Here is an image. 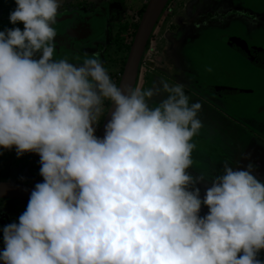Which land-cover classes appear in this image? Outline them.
Listing matches in <instances>:
<instances>
[{"label": "clouds", "instance_id": "1", "mask_svg": "<svg viewBox=\"0 0 264 264\" xmlns=\"http://www.w3.org/2000/svg\"><path fill=\"white\" fill-rule=\"evenodd\" d=\"M14 4L8 22L23 29L0 31V148L38 154L42 182L3 227L0 261L264 264V183L251 163H222L203 201L188 190L206 179L186 171L200 103L164 81L122 90L94 55L53 59L59 0ZM105 99L113 107L98 138Z\"/></svg>", "mask_w": 264, "mask_h": 264}, {"label": "flooded vegetation", "instance_id": "2", "mask_svg": "<svg viewBox=\"0 0 264 264\" xmlns=\"http://www.w3.org/2000/svg\"><path fill=\"white\" fill-rule=\"evenodd\" d=\"M148 2L149 0H135L134 3L131 0H59L60 10L57 13L60 15L57 16L59 18L75 16L88 21L84 23L86 33L75 38L73 43H80L81 46L89 45L86 49L90 48L88 50L91 52L90 56H98L110 80L117 85L122 71L121 68H118L116 73L112 71L118 59L111 60L110 55L113 51L119 54L125 50V59L127 58L137 25ZM257 4L259 5L252 7L255 10L246 12L241 9L244 2L240 0H168L147 41L139 63L135 87L141 86L140 75L143 67L149 72L147 77L152 79L147 84L149 89L154 87L153 84L155 88L159 87L161 81L167 82L169 86L182 85L189 103H200L199 114L211 118L214 114L216 118L223 117L226 122L235 125L234 130L238 131L237 135L245 138L243 154L236 160L243 161L245 166L251 163L254 168L251 174L264 183V0H260ZM124 22L127 27L125 32H123ZM73 26L77 28L75 24ZM102 26H104L103 31H101ZM208 36H213L221 43L231 59L239 61L252 72L254 81L250 85L252 86L250 90L225 88L238 91L230 95L219 93L216 88L206 84L204 88L203 84H200L193 63L197 53H200L202 42H205ZM190 48H193L192 56L189 55ZM202 53L206 52L202 51ZM200 56L205 58L204 55ZM208 56L211 57L210 54ZM82 57L84 58L85 55ZM156 59L157 63H155ZM254 73L257 75L256 78ZM206 78V81L214 79L209 78L208 75ZM259 81L263 85H258ZM144 86L145 83L142 89ZM199 88L202 89V93L197 92ZM244 94H251L248 95L251 98L250 106L240 105L241 100L236 99L235 105L234 102L227 100ZM151 100L158 102L152 97L149 100L150 107L153 105ZM233 107L238 108L239 113H245L244 109L249 108L248 118L240 119L241 114L239 120L233 115L229 116L227 110ZM253 115L255 118H251ZM103 117L104 115L98 117L97 127L100 126ZM1 151L2 148L0 153ZM12 156H15V160H11L12 163L0 166V182L32 186L42 182V177L38 174L40 167L38 161L27 152L22 153L18 158L15 152ZM186 171L194 176V169L188 168ZM17 203L21 206L27 205L26 201L0 200V218L2 216L6 218L3 224L0 223L1 235L3 227L17 223L18 216L25 210L13 208ZM3 248L2 240L0 251ZM0 264L3 262L0 261Z\"/></svg>", "mask_w": 264, "mask_h": 264}, {"label": "rangeland", "instance_id": "3", "mask_svg": "<svg viewBox=\"0 0 264 264\" xmlns=\"http://www.w3.org/2000/svg\"><path fill=\"white\" fill-rule=\"evenodd\" d=\"M131 1L133 3L135 2V0L134 1L131 0ZM241 1L244 2V5H241L242 6L241 9L247 12V11L255 10L252 7L258 6L259 4L257 3L260 0H240V2ZM14 7H15L14 0H0V31H3L5 28L11 29L12 27H16L21 30L23 29V25L20 22H17L15 25L9 24L8 22V14ZM58 10H60V7H58L57 11ZM57 15H60V13H57ZM57 15L55 17V23L51 25L56 31V36L54 38L55 47L53 52V59L58 60L64 58L67 59L69 62L75 63L78 62L76 58L83 59L82 55L89 54L90 56L91 52H88L90 48L86 49L87 47H89V45L84 44L81 46L80 43L74 44L70 42L71 40L66 33H69L71 35V38L75 39L76 37L70 32V30H74L73 28L74 26L72 25L71 27H67L65 25V20L63 21V19H60ZM127 26L129 27L130 25ZM80 28L83 30L82 34L86 33L85 29L82 26H80ZM125 31L126 30L124 29L123 32ZM206 38H207L206 41L202 42L203 44L199 48L200 53L196 52L197 56L195 57L197 58L194 59V63H193L195 75L198 78V81L200 79V84H203L204 88L206 87V85H208L209 87L216 88L219 91H221L223 88H238L243 90H247L251 88L252 86L250 85L254 80L252 79L253 74L248 69V67L243 66V64L240 63L239 61H234L233 59H231V57H229V53H226L222 44L219 43L213 36H208ZM191 49L193 48H190V53H189L190 56H192ZM98 50L100 51V46H98ZM202 51H205L206 53L203 54ZM125 54H126L125 50L119 54H116L113 51L112 55H110L112 59L109 56L111 60L118 59L119 62V63L115 62L113 66L114 69L112 70L113 72L115 71L116 73V70H119L118 68H121L122 61L125 59ZM208 54H210L211 57H209ZM200 55H204L205 58H202ZM96 58L98 59V56ZM153 60L154 57L152 58V61ZM157 62L158 61L156 59L155 63ZM148 74L149 72H147L146 68L143 67L141 70L140 82L142 88H143V83H145L144 89H149L147 87V84L150 82V80H152L147 77ZM207 75L209 78H214V79L206 81ZM256 76L257 75L254 73L255 78ZM112 79L114 81L115 78L113 77ZM257 84L263 85V83L260 81ZM153 85H154L153 88H155V84ZM198 91L202 93V89L199 88L197 92ZM248 95L247 94H244V96L238 95L231 97L232 99H227V100L231 101L232 103L234 102L233 103L234 105L237 103V101H235L236 99L241 100L240 105L245 104L250 106L249 102H251L250 101L251 98H249ZM153 97L154 99L158 100V102L162 98L161 96H153ZM107 102L108 100L106 99L102 101V106L105 111L107 110V107L105 105ZM151 102L153 103V105L151 106H155L158 103L153 100H151ZM227 111L229 112L228 114L229 116L233 115L238 120H239V114H241L240 119H246L248 118L247 115H249L248 113L249 108L244 109L245 113H239L240 112L239 109L234 107L232 109H228ZM197 115L199 120L201 121L202 127L199 130L198 134L194 135L191 140V142L194 143L195 148L191 153L193 164L189 168L195 170L193 171V175H194L193 178H195L197 175L203 172L206 176V179L201 180L198 183L189 186L188 190H191L192 187L198 188L199 189L198 198L201 199V201H203L205 190L211 186V178L221 173L222 163L228 162L229 166L233 170L244 169L245 165H243V161L236 160V158L241 157V155L243 154L245 147L244 144L245 138L244 136L237 135L238 131L234 130L236 128L235 125L233 123L226 122V119H224L223 117L216 118L214 114L212 118L208 116H203L202 114L199 113ZM251 118H255V116L253 115L251 116ZM207 120L209 122H207ZM98 129L99 126L97 127L96 125L94 129V135L97 133ZM12 150L14 149L2 148L1 151L2 153H0V163H1L0 166H4L3 164L12 163L11 160H15V156H12L15 151L12 152ZM13 208L25 209L26 206H21L20 204L17 203L13 206ZM207 212H208L207 207L203 205V203H201L197 215L199 217H203L204 215L207 214ZM5 219H6L5 216H2V218H0V223L3 224ZM2 240L3 239L0 232V241ZM257 258L264 260V250H261L258 253Z\"/></svg>", "mask_w": 264, "mask_h": 264}, {"label": "water", "instance_id": "4", "mask_svg": "<svg viewBox=\"0 0 264 264\" xmlns=\"http://www.w3.org/2000/svg\"><path fill=\"white\" fill-rule=\"evenodd\" d=\"M167 2L168 0H149V2L147 3L141 15L140 21L137 25L132 43L128 51L126 61L122 69L121 77L117 84V86L120 87L122 90L128 87H135L136 79L138 76L139 63L143 55L144 49L147 45V41ZM60 19H63V21L65 20V25L67 27H71L74 24L76 25L77 28L73 27L74 30H70V32L76 38L82 36L83 30L80 28V26L84 28V23L88 22L87 20L82 18H75V16H64L63 18ZM95 29L97 30V27H95ZM103 30H104V26L101 27V31ZM66 34L70 38L71 40L70 42L72 43L75 42L74 39H71V35L69 33ZM237 92L238 91L234 89H225V88L219 91V93L230 94V95L235 94ZM112 107L113 106L111 105V102H109V105L104 114L102 122L95 135L98 138L103 137L104 124L110 118V112L112 110ZM27 153L30 156H32L36 161H39L38 154L33 152H27ZM33 187L34 186L32 185H26L20 183L0 182V200H17V201L28 202L29 194L33 189Z\"/></svg>", "mask_w": 264, "mask_h": 264}, {"label": "trees", "instance_id": "5", "mask_svg": "<svg viewBox=\"0 0 264 264\" xmlns=\"http://www.w3.org/2000/svg\"><path fill=\"white\" fill-rule=\"evenodd\" d=\"M125 24H126V23L124 22V27H125ZM124 29L126 30V29H127V27H125ZM122 64H124V61H123V63H122ZM122 69H123V66L121 67V70H120V71H122ZM105 105H106V107H108L109 103L107 102Z\"/></svg>", "mask_w": 264, "mask_h": 264}, {"label": "built area", "instance_id": "6", "mask_svg": "<svg viewBox=\"0 0 264 264\" xmlns=\"http://www.w3.org/2000/svg\"><path fill=\"white\" fill-rule=\"evenodd\" d=\"M143 64H144V62H143ZM118 77H119V75H118Z\"/></svg>", "mask_w": 264, "mask_h": 264}]
</instances>
